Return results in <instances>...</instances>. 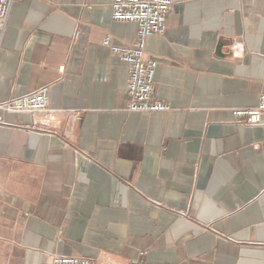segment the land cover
Masks as SVG:
<instances>
[{
  "label": "crops",
  "instance_id": "obj_1",
  "mask_svg": "<svg viewBox=\"0 0 264 264\" xmlns=\"http://www.w3.org/2000/svg\"><path fill=\"white\" fill-rule=\"evenodd\" d=\"M113 0H22L0 34V103L50 88L49 112L0 125V264H264V0H173L146 43L171 109L127 110L137 39ZM65 67L64 73L60 72Z\"/></svg>",
  "mask_w": 264,
  "mask_h": 264
},
{
  "label": "built area",
  "instance_id": "obj_2",
  "mask_svg": "<svg viewBox=\"0 0 264 264\" xmlns=\"http://www.w3.org/2000/svg\"><path fill=\"white\" fill-rule=\"evenodd\" d=\"M22 0H0V34L7 27L11 8ZM173 9V0H113L111 18L117 22H132L138 25L137 39L129 46L112 44L111 36L104 38L103 45L119 57L128 68L129 80L127 94L130 98L127 110L134 113L166 112L171 106L156 96V72L158 62L146 59V43L149 37L163 34L166 23ZM65 67L60 68L64 73ZM50 88L0 103V125L6 124L7 114H33L49 112ZM237 124H264V95L254 108H240L232 112ZM45 264H97L96 261L68 256H54ZM129 264H143L134 261Z\"/></svg>",
  "mask_w": 264,
  "mask_h": 264
}]
</instances>
